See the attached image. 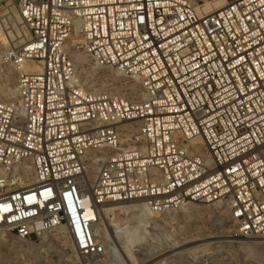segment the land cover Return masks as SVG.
<instances>
[{"label":"built area","instance_id":"obj_1","mask_svg":"<svg viewBox=\"0 0 264 264\" xmlns=\"http://www.w3.org/2000/svg\"><path fill=\"white\" fill-rule=\"evenodd\" d=\"M225 2L0 0V26L17 13L29 34L4 53L17 88L0 99V229L34 244L63 229L99 257L106 205L198 203L264 237V0ZM79 53L141 98L84 84Z\"/></svg>","mask_w":264,"mask_h":264},{"label":"rangeland","instance_id":"obj_2","mask_svg":"<svg viewBox=\"0 0 264 264\" xmlns=\"http://www.w3.org/2000/svg\"><path fill=\"white\" fill-rule=\"evenodd\" d=\"M191 1L195 6L204 4L203 0ZM12 46L9 48H13ZM0 61V66L9 65L4 54H0ZM105 80L107 84L104 89L112 92V77ZM122 83L133 84L129 80ZM0 86H3L1 80ZM112 93L120 94L117 91ZM198 205L201 207L198 214L186 218L180 216L181 209L171 211L173 218L169 216L170 213L158 215L159 222L149 223L146 228H140L135 219H129L128 215L120 210H116L112 218L123 226L129 225L139 231L142 240L134 243L132 249L136 259L144 260L140 264H264V245L253 246L250 244L252 239L248 241L227 238L234 231V224L228 214L223 221H219L216 206ZM209 237L215 239L202 245L173 251L186 240ZM117 245L123 250L120 243ZM109 253L110 251L105 249V253L99 257L81 255L69 239L64 244L57 240L55 233L46 235L37 244L19 241L4 231L0 235V264H121Z\"/></svg>","mask_w":264,"mask_h":264},{"label":"bare ground","instance_id":"obj_3","mask_svg":"<svg viewBox=\"0 0 264 264\" xmlns=\"http://www.w3.org/2000/svg\"><path fill=\"white\" fill-rule=\"evenodd\" d=\"M203 3L204 4L202 5L196 4L197 10L201 14H209L216 12L223 8L226 4L225 0H203ZM28 38L29 34L22 25V19L20 15L17 13H11L9 15V18L6 17L5 23L0 26V54H4L7 49L12 45L15 46H12L13 48H21L28 40ZM75 59L79 68H83L85 69V71L87 70V72H84L82 76L84 84L89 86H95L97 89L103 90L104 88H106L105 85L107 84V80H105V78L112 77V92L117 91L118 93H120V95L126 94V96H130L133 99L141 98V94L139 93L135 83L131 85L122 83L123 81H126L128 79H126L119 71L111 68H105L99 71L97 76H95L94 74L89 73V70L91 69V64L88 58L83 53L76 54ZM0 63L2 64L1 61ZM33 66H35V68L38 70L37 63H34ZM25 67L27 70L31 68L29 64H26ZM0 80L3 82V86H0V99L9 100L8 98L10 97H12L10 99H14L16 96L17 88L16 70L10 65H8L7 67L0 66ZM97 172L98 164L95 163L91 166L88 171L90 181H94ZM216 208L218 209L219 221H223L225 215L228 213V208L226 206L220 205H217ZM180 209L182 211L180 216L186 218L193 214H198L201 211V207L196 203H190L186 206L181 207ZM116 210H120L121 212L126 213L129 219H135L140 228H146L149 223L156 224L157 222H159L157 221V218H159V216L153 214L145 205L142 204H109L103 207V210L100 213V219L98 220L97 224L93 227V232L96 237V240L98 242H101L104 248L110 251L109 254L113 258H115V260H118L121 264H138V261H140L139 264L143 263V259L138 260L135 258V252L132 249V245H134V243L136 244V242L138 241L141 242L142 236H140L139 231L134 227L132 228L129 225L123 226L121 225V223H118L115 219H113L112 217L113 215H115L114 213ZM170 212L171 211L167 213ZM169 216L172 217L173 215L170 213ZM50 233H55L57 240H59L60 242L64 244L67 243V236L63 229H57ZM50 233H47L46 235ZM231 233L232 234L228 235L227 238L246 240L243 238L236 237L233 232ZM2 234L3 230L0 229V235ZM214 239L215 237L186 240L182 243L181 246L175 248L173 251L202 245L204 243L211 242ZM112 243H114V245H112ZM117 243H120L121 247L123 246V250L119 249ZM250 244L253 246H263L264 237L254 238L252 239V242ZM77 253L79 252L77 251Z\"/></svg>","mask_w":264,"mask_h":264}]
</instances>
